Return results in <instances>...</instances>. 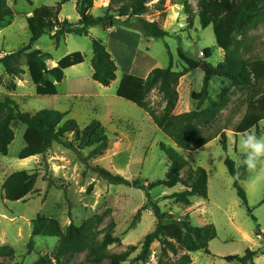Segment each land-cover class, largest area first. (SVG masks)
Masks as SVG:
<instances>
[{
	"label": "rangeland",
	"instance_id": "1",
	"mask_svg": "<svg viewBox=\"0 0 264 264\" xmlns=\"http://www.w3.org/2000/svg\"><path fill=\"white\" fill-rule=\"evenodd\" d=\"M78 1L69 0L61 4L62 0H33V4H30L27 0H8L14 16L9 23L0 27V57L16 53L30 44L27 18L40 7L55 8V20L77 24L80 19ZM157 2L149 4L146 18L159 21L169 32L170 36L164 39L146 38L140 31L123 25L112 30L93 28L89 37L68 35L60 46L50 35L42 36L34 44L33 50L51 55L47 60L50 68L76 52H81L86 58L82 65L66 71L64 81L58 84L57 96L36 94L25 60L22 65L26 73L19 78L6 75L0 64V101L12 99L21 111L30 114L44 109L67 113L66 120L77 121L82 130L91 122L100 121L107 128L110 139L109 149L97 159H88L92 151L90 148L79 154L55 144L46 155L20 160L18 154L25 146L26 126L14 125L15 140L9 148V155L0 157V248L7 247L0 256V264H34L41 256L54 253L59 243L57 238L35 237L34 248L29 249L32 221L38 216L59 221L66 231L71 222L81 226L88 219L100 215L103 218L100 228L104 229L114 222V235L121 241V244L110 247L109 253H121L130 245L141 246L144 238L157 225V218L150 210L143 211L135 218L147 204L146 191L125 184H112L101 177L98 168L120 175L130 182L137 180L142 185L164 181L171 162L162 145L176 150L187 161L188 167L182 171L184 180H188L192 169L199 167L204 168L209 176L208 199L192 197L190 211L167 199L183 191V185L175 188L162 185L150 191L153 201L175 220L189 215L195 227L215 226L217 238L209 244L211 254L192 253L193 264H240L229 263L225 258L243 257L248 249L259 252L255 264H264V158H261L256 169H248V178L241 183L257 221L242 205L225 163L230 158L237 167L245 166V149L240 140L246 130L264 138V63L253 66L258 87L249 107L243 103L242 94L230 95L234 90L230 81L215 78L211 83V97L217 98L229 90L227 94L231 98L228 108L221 113L212 130L227 128V151L222 147L220 138L198 151L178 149L147 112L117 96L121 78L124 73L145 77L154 69L168 68L171 63L174 71H184L187 64L181 59L180 50L193 60L205 61L213 66L223 62L225 52L217 45L214 26L202 28L197 0L191 2L195 14L193 24L184 14V0H166L163 5ZM104 4L103 0H94L92 15L102 16L106 8ZM93 39L104 42L120 68L117 80L109 87L100 85L92 78ZM247 44L248 56L264 59V25L249 34ZM205 50H210V58L201 56ZM203 79V69L192 71L181 79L177 114L196 109L197 103L192 99V94L202 90ZM150 99L154 107L161 110V96L157 91L152 92ZM68 140L74 141V136L69 135ZM20 171L38 174L36 193L25 201H7L3 184L10 175ZM160 253V243L156 242L152 246L151 264H157ZM66 263L95 264L88 259L86 252L68 258ZM101 264H110V261L105 260Z\"/></svg>",
	"mask_w": 264,
	"mask_h": 264
},
{
	"label": "trees",
	"instance_id": "2",
	"mask_svg": "<svg viewBox=\"0 0 264 264\" xmlns=\"http://www.w3.org/2000/svg\"><path fill=\"white\" fill-rule=\"evenodd\" d=\"M33 4V0H27ZM69 0H62L61 4ZM156 0H110L109 6L100 17L92 15L94 0H79L77 11L80 19L77 24L68 20L54 19L55 8L43 6L36 9L27 18L31 32V42L28 46L16 53L0 57V64L4 73L10 77L19 78L26 73L22 62L26 61L32 82L38 96H57L58 84L65 79L66 71L85 63L86 58L81 52L73 53L57 62L53 68L48 66L47 60L51 55L40 50H33L34 44L44 35H50L60 46L68 35L89 37L90 30L102 27L105 30L118 25L140 31L149 39H164L170 36L159 21H150L146 18L149 13V4ZM160 5L166 0H157ZM192 1L184 0L183 11L188 22L193 24L195 14ZM198 16L203 29L214 26L217 45L225 52L224 60L217 66L205 61H196L189 58L182 50L181 59L187 64L184 71L176 72L173 63L166 69H154L148 77L124 73L117 96L143 109L152 118L160 130L168 136L173 144L186 152L198 151L213 140L220 138L225 151L228 149L227 128H215L221 113L228 108L229 90H225L217 98L211 97L210 87L215 78L225 79L234 87L230 95L240 93L244 96L243 103L249 107L254 93L257 90V79L253 68L256 64L264 63V59L248 56V36L264 25V0H197ZM14 12L8 5V0H0V27L9 23ZM93 58L91 62L92 78L95 82L109 87L118 78L119 66L112 53L103 41L93 39ZM205 57L210 58V50L204 51ZM203 69V87L200 92H194L192 99L197 103L196 109L183 114H177L179 105V85L183 77L192 71ZM157 91L161 96L162 105L159 108L151 103L152 92ZM264 98V89L262 92ZM68 114L55 110L44 109L35 114L21 111L12 99L0 101V157L9 155V148L15 140L14 125L26 126L24 133L25 146L18 154V159L25 160L31 157L43 156L50 152L55 144L79 154L86 149H92L88 159H97L104 155L110 147L107 128L100 121L91 122L85 129H81L77 121L66 120ZM234 132H238L234 130ZM74 141L68 140L69 135ZM260 131L258 132V136ZM162 150L168 156L171 166L164 181L142 185L135 180L130 182L120 175L98 168L103 179L112 184H125L144 190L148 201L138 212V218L143 211L150 210L157 218V225L149 233L141 246L130 245L121 253H109V248L121 244L115 237L116 225L112 222L101 229L103 218L96 215L78 226L71 222L64 231L59 221L38 216L32 221V240L29 249L34 248L35 237H50L59 240L58 246L52 255L41 256L34 264H67L66 260L76 254L87 253L88 259L95 264L109 260L110 264H151L152 246L158 242L161 253L157 264H193L192 253L203 252L210 255L209 244L217 238L214 225L195 227L187 215L184 219L175 220L169 213L162 211L157 202H154L150 191L158 186L165 185L175 188L183 185L184 190L167 197L186 209L192 207V197L208 199L209 176L204 168L192 169L188 180L182 177V171L188 167L187 161L174 149L162 145ZM245 158V156H243ZM226 166L234 179V187L243 206L253 216L248 204L247 193L242 182L248 178L246 166L237 167L236 163L227 158ZM38 174L29 171L15 172L3 184L4 197L10 202L25 201L28 196L36 193ZM7 247L0 248V256ZM259 252L248 249L243 257L229 256L225 260L229 263L255 264Z\"/></svg>",
	"mask_w": 264,
	"mask_h": 264
},
{
	"label": "clouds",
	"instance_id": "3",
	"mask_svg": "<svg viewBox=\"0 0 264 264\" xmlns=\"http://www.w3.org/2000/svg\"><path fill=\"white\" fill-rule=\"evenodd\" d=\"M240 143L245 149L244 165L249 170L256 169L261 158H264V138L257 137L254 131L246 130L241 134Z\"/></svg>",
	"mask_w": 264,
	"mask_h": 264
},
{
	"label": "crops",
	"instance_id": "4",
	"mask_svg": "<svg viewBox=\"0 0 264 264\" xmlns=\"http://www.w3.org/2000/svg\"><path fill=\"white\" fill-rule=\"evenodd\" d=\"M97 1H100V0H95V2H97ZM104 2H105V4H104V7H107V6H109V4H110V0H103ZM110 30V29H109ZM112 30V29H111ZM57 65V63L55 64V66ZM130 74V73H129ZM146 77H148V76H145V77H143V78H146ZM192 207H190L189 208V211H190V209H191ZM188 210V209H187Z\"/></svg>",
	"mask_w": 264,
	"mask_h": 264
},
{
	"label": "built area",
	"instance_id": "5",
	"mask_svg": "<svg viewBox=\"0 0 264 264\" xmlns=\"http://www.w3.org/2000/svg\"><path fill=\"white\" fill-rule=\"evenodd\" d=\"M201 56H202V57H204V56H205L204 52H202V53H201Z\"/></svg>",
	"mask_w": 264,
	"mask_h": 264
}]
</instances>
